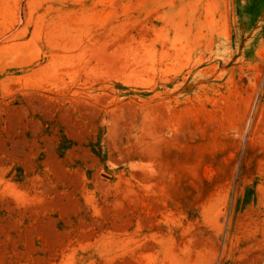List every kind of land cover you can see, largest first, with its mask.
I'll list each match as a JSON object with an SVG mask.
<instances>
[{"label":"rangeland","instance_id":"1","mask_svg":"<svg viewBox=\"0 0 264 264\" xmlns=\"http://www.w3.org/2000/svg\"><path fill=\"white\" fill-rule=\"evenodd\" d=\"M0 264H264V0H0Z\"/></svg>","mask_w":264,"mask_h":264}]
</instances>
